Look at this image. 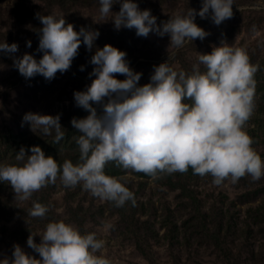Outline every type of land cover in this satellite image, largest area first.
<instances>
[{"label": "rangeland", "instance_id": "obj_1", "mask_svg": "<svg viewBox=\"0 0 264 264\" xmlns=\"http://www.w3.org/2000/svg\"><path fill=\"white\" fill-rule=\"evenodd\" d=\"M136 2L141 10L150 9L158 24L190 7L197 11L202 7L201 0ZM116 3L113 12L120 10L119 0ZM99 9V0H0V42L19 45L16 53L0 52V163H21L15 160L20 148L37 145L46 156L81 162L75 144L81 133L71 120L89 113L76 104L74 92L86 90L95 79L89 76L95 48L89 51L82 43L70 69L58 72L52 80L39 74L25 78L14 66L13 57L25 53L42 57L38 47L43 25L37 14L62 17L77 31L81 26L98 29L96 46L111 44L126 51L130 67L143 73L141 86L150 82L154 65L167 61L177 70L191 73L198 55L210 53L222 42L244 49L257 69L254 109L244 130L264 159V0H234L233 16L220 25L210 16L197 15L195 22L208 35L202 40H188L179 48L169 47L167 34L143 37L137 36L135 29L117 30L111 14L102 18ZM28 40L32 41L30 48ZM200 67L203 71L204 66ZM28 112L60 115L65 132L62 140L55 141L54 131L44 135L39 130L33 132L28 122L22 124ZM31 140L36 143L31 144ZM109 163L117 169L105 172L134 193V204L129 200L118 207L91 195L82 184L66 187L59 174L55 183L41 187L26 201L15 199L7 181L0 182V259L12 257L16 244L40 259L39 253L27 245L28 236L32 233L40 243L39 235L49 222L64 220L81 233L95 232L105 242L97 255H106L112 264H264V176L257 180L245 175L236 182L228 178L216 185L210 175L200 176L191 168L149 176L124 169L115 161ZM34 202L46 206L44 216L30 215ZM105 223L112 226L107 231L103 229Z\"/></svg>", "mask_w": 264, "mask_h": 264}, {"label": "clouds", "instance_id": "obj_2", "mask_svg": "<svg viewBox=\"0 0 264 264\" xmlns=\"http://www.w3.org/2000/svg\"><path fill=\"white\" fill-rule=\"evenodd\" d=\"M201 2L199 11L190 7L159 24L151 10H141L136 0H119V12L112 10L116 0H99V12L102 18L111 14L117 30L135 29L137 36L143 37L167 34L169 47L179 48L188 40L208 35L195 22L197 15L210 16L216 25L233 16L234 0ZM37 18L43 25L38 47L43 55L39 59L31 53L13 57L19 73L25 78L39 74L52 80L58 72L70 69L83 43L89 51L95 48L89 61L94 65L89 76L95 79L86 90L74 92L76 104L89 113L71 120L81 133L76 138L81 162L74 164L68 159L61 165L38 145L30 149L22 146L15 156L21 163H0V182L11 185L15 199H30L33 192L55 183L59 174L66 187L82 184L102 201L118 207L129 200L134 204V193L105 172L109 161L149 176L191 168L200 176L210 175L216 185L228 178L236 182L245 175L257 180L264 176V159L244 130L254 109L257 70L244 49L222 42L210 53H200L191 73L177 70L167 61L154 65L150 82L141 86L143 73L130 67L126 51L111 44L96 46L98 29L81 26L77 31L74 24L52 14H37ZM31 46L28 40L27 47ZM18 48L15 42H0V52L16 53ZM117 73L126 78L118 79ZM60 119V115L28 112L22 124L28 122L33 132L39 130L44 135L54 131L59 143L65 135ZM46 212V206L34 202L30 215L42 217ZM111 227L103 225L104 231ZM39 236L37 243L31 233L27 245L40 259L16 244L12 257L5 256L0 264H112L106 255H97L105 242L95 232L81 233L64 220L49 222Z\"/></svg>", "mask_w": 264, "mask_h": 264}, {"label": "trees", "instance_id": "obj_3", "mask_svg": "<svg viewBox=\"0 0 264 264\" xmlns=\"http://www.w3.org/2000/svg\"><path fill=\"white\" fill-rule=\"evenodd\" d=\"M78 135H79V134H77L76 136H78ZM30 143H31V144H35L36 142H35V140H31ZM76 143H77V142H76V139H75V144H76ZM54 159H56L57 162H58L59 164H63V162L66 160V159L61 158V157H58V158H55V157H54ZM74 161H75V160H74ZM74 161H73V162H74ZM107 169H108V170H115V169H117V167H112V165L109 163V165L106 164L105 171H106Z\"/></svg>", "mask_w": 264, "mask_h": 264}]
</instances>
